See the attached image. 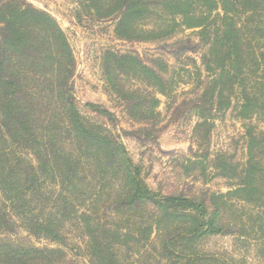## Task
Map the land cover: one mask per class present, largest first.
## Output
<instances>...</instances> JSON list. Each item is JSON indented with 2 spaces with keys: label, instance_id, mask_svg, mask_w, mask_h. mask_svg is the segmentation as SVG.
<instances>
[{
  "label": "trees",
  "instance_id": "1",
  "mask_svg": "<svg viewBox=\"0 0 264 264\" xmlns=\"http://www.w3.org/2000/svg\"><path fill=\"white\" fill-rule=\"evenodd\" d=\"M88 1L96 11L116 14V33L123 38H160L163 48L179 60L202 52L206 77L197 70L201 94L193 102L203 121L197 129L209 124L207 111L213 117L229 109L249 125H244V163L233 156L214 158V169L231 189L187 200L194 214L187 235L251 236L264 248V131L255 123H264V0ZM144 22L154 25L145 29ZM176 29L194 30L196 41L189 36L170 43ZM24 65L37 79L32 86L21 70ZM141 68L150 84L171 93L167 71ZM74 70L67 38L51 17L0 0V264H72L61 249L37 248L26 238H14L24 228L33 237L62 244L69 223L87 237L91 264H124L117 247L128 233L101 222V215L114 208L101 205L112 199L125 211L151 205L163 216L175 211L167 213L148 189L118 138L84 125L72 91ZM47 84L50 93L47 87L39 89ZM101 110L97 113L112 118ZM21 148L30 152L35 166L13 156ZM112 183L120 189L105 194ZM178 201L171 198L168 203ZM177 214L170 216L177 219ZM176 240L172 235L163 245L170 257L168 243L173 247Z\"/></svg>",
  "mask_w": 264,
  "mask_h": 264
},
{
  "label": "rangeland",
  "instance_id": "2",
  "mask_svg": "<svg viewBox=\"0 0 264 264\" xmlns=\"http://www.w3.org/2000/svg\"><path fill=\"white\" fill-rule=\"evenodd\" d=\"M8 1L17 8L29 7L46 14L59 26L75 61L71 83L82 122L90 130L105 134L107 131L118 138L139 169L141 179L157 195L167 213L173 210L178 213L177 219L170 216L176 214L175 211L163 216V211L152 205L125 211L117 208V201H108L104 196L103 200L108 202L103 203L101 209L108 204L114 208L101 215L104 216L101 222L106 221L113 229L128 233L127 239L120 240L123 246L117 247L120 261L124 264H264V248L251 236L187 235L192 228L191 216H194L187 200L227 193L231 189L222 172L214 169L217 164L214 158L233 156L237 163H244V125H249L229 109L213 117L207 111L204 115L210 118L209 124L197 129L203 121L193 102L201 94L198 93L197 70L206 77L202 52L188 53L179 60L163 48L160 38L153 42L143 40L144 37L123 38L116 33V14L104 8L96 11L88 0ZM144 23L141 27L145 29L154 25ZM175 32L169 38L170 43L189 36L194 41L197 39L194 30L180 32L176 29ZM135 61L141 64L140 70L134 67ZM142 66L157 74L167 71L168 79L172 80L171 93H162L158 84H150ZM21 70L29 81L27 84L34 85L37 79L32 78L28 65ZM30 74L31 77H27ZM168 85L164 89H169ZM48 89L46 92L50 93ZM101 109L111 113L112 118L97 113ZM255 123L264 131L263 122ZM16 155L35 166L27 150L14 151L13 156ZM117 185H108L104 193L112 194L113 190L120 189ZM171 198L179 201L169 205ZM252 209L247 208V211ZM65 227L62 244L33 237L24 228H20L14 238H26L37 248L61 249L72 264H91L87 237L78 226L69 223ZM171 228L175 230L173 233H170ZM171 234L177 239L173 247L168 243L172 257L163 252V245Z\"/></svg>",
  "mask_w": 264,
  "mask_h": 264
}]
</instances>
